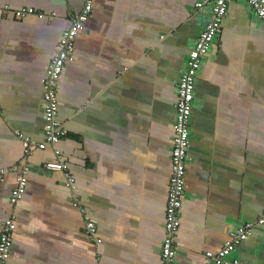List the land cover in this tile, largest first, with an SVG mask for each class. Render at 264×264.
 <instances>
[{"label":"crops","instance_id":"1","mask_svg":"<svg viewBox=\"0 0 264 264\" xmlns=\"http://www.w3.org/2000/svg\"><path fill=\"white\" fill-rule=\"evenodd\" d=\"M196 1L94 0L56 89L67 135L38 149L45 67L83 0H0L11 9L0 17V229L15 223L5 264H160L175 90L208 17ZM26 7L43 17L13 16ZM189 128L175 264H212L205 252L264 207V29L244 0L228 3L202 61ZM230 258L264 264V225Z\"/></svg>","mask_w":264,"mask_h":264},{"label":"built area","instance_id":"2","mask_svg":"<svg viewBox=\"0 0 264 264\" xmlns=\"http://www.w3.org/2000/svg\"><path fill=\"white\" fill-rule=\"evenodd\" d=\"M93 1L83 0L80 11L71 19L70 27L62 32L55 56L45 67L42 79L44 142L36 145L38 149H45L47 145H55L67 135V130L57 118L59 103L56 89L65 64L73 61L75 39L83 31L86 22L92 15ZM231 1L233 0H199L194 3L195 9L198 11H204L206 8L208 17L199 32L197 40L188 53L185 68L179 74L175 90L177 100L174 105V120L172 123L170 177L164 212V236L160 247V264H175L176 248L174 246V236L180 226L179 212L183 204L185 170L190 160L188 155L190 143L189 124L194 103L196 78L201 69L203 59L208 54L218 35L226 15L227 5ZM244 2L264 29V0H244ZM10 11L11 9L8 5L0 6V17L7 15ZM12 13L16 19L37 14L30 7L13 10ZM37 15L40 18L43 17L39 12ZM31 144V140L25 137L23 145L29 150ZM65 168L66 166L59 161H50L44 164V169L47 171H59L65 170ZM73 182L74 179L68 177L67 185L71 186ZM25 191L26 178L21 175L17 178L16 187L11 191L10 201L17 203L23 198ZM84 220L86 235L95 242L100 243V239L96 238V227L93 221L87 216L84 217ZM263 225L264 207L261 215L254 222H244L235 229L228 231L227 239L223 245L216 251L205 252V257L212 264H248L235 258L232 259L230 256L239 244L252 235L256 227ZM14 229V221L11 219L3 221L0 229V264H5L10 255Z\"/></svg>","mask_w":264,"mask_h":264}]
</instances>
